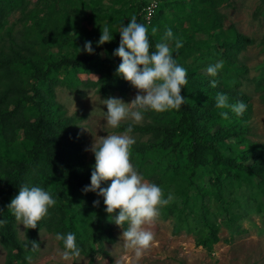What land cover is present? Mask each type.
<instances>
[{
    "label": "trees",
    "instance_id": "obj_1",
    "mask_svg": "<svg viewBox=\"0 0 264 264\" xmlns=\"http://www.w3.org/2000/svg\"><path fill=\"white\" fill-rule=\"evenodd\" d=\"M148 1L123 0L121 9L131 11V17L148 29L150 51L164 36L153 35L152 28L157 29L159 20L160 24L170 22L166 30L171 29L173 39L168 43L176 63L186 69L188 82L182 86L186 99L179 110L143 111L148 121L133 125L130 134L138 136L130 148V162L162 189L164 199L174 193L162 212L174 219L175 231L194 235L197 245L211 251L221 240L218 219L223 216L232 227L240 216L235 208L243 203L242 196L264 208V145L250 138L253 106L241 88L247 68L238 59L248 37L234 27L224 29L218 14L212 17V10L225 0H164L151 25L142 18ZM30 2L0 0V244L6 251L5 264H29L27 257L32 259L39 252L42 230L64 236L72 233L80 254L94 264L98 254L110 256L103 243L116 241V224L106 212L104 198L83 191L91 183L95 155H87L79 119L56 101L55 89L66 85L79 91L82 85L104 97L114 92L127 96L132 84L117 73L122 60L113 54L121 37L115 33L103 45L98 44L101 36L86 37L80 42L81 52L56 58L48 52L47 41H58L62 24L68 34L70 15L59 0L46 2L43 17L36 9L28 10ZM17 10L24 16L18 34L7 26L8 16ZM174 18L188 21L193 34L181 39L177 29L170 28ZM176 40H182L183 47L176 49ZM87 41L92 42L94 54L84 50ZM219 61L224 67L215 77L201 71ZM80 73H97L99 78L81 79ZM212 80L217 87L210 86ZM259 84L264 95V80ZM218 93L227 95L229 105L243 102L244 113L217 108ZM221 112H227L228 119ZM131 123L121 122L115 130L125 132ZM23 185L41 187L56 201L37 228H25V238L8 207ZM97 200L99 206H94ZM32 241L39 244L36 251ZM59 243L65 250L63 240Z\"/></svg>",
    "mask_w": 264,
    "mask_h": 264
},
{
    "label": "rangeland",
    "instance_id": "obj_2",
    "mask_svg": "<svg viewBox=\"0 0 264 264\" xmlns=\"http://www.w3.org/2000/svg\"><path fill=\"white\" fill-rule=\"evenodd\" d=\"M30 1L28 8L31 9L28 10L35 11L36 9L43 13V17L48 3L58 0ZM47 1L48 3H46ZM59 1L69 13L71 24L68 26V34L62 31L67 28L62 24L58 30V37L57 33L55 36L58 41L49 39L47 41L49 43L48 52L56 58L76 53L77 50L81 52L80 42L86 37L92 40L93 37L101 36L104 26L115 28V31L109 29V32L114 36L115 33H119L122 26H127L132 18L131 11L125 9L128 12H124L121 9L123 0ZM214 9L211 12L212 17L218 14L224 29L228 30L234 27L238 32L248 37L247 48L238 55V59L247 68L241 88L250 95V102L253 106L250 138L252 141L264 145V95L262 84H259L264 80V0H225L222 4L216 5ZM200 19L201 17L198 16L197 20ZM174 20L175 23L170 28L175 27L174 29H177L181 39L182 35L193 34V29L189 27L188 21L176 18ZM7 21V26L15 28L16 34L20 29H23L24 16L20 10L12 12ZM119 22L123 23L119 24ZM160 23L156 35L163 36L170 22ZM198 36L201 35L198 34ZM192 58L188 60L192 61ZM201 71L205 72L206 68H202ZM79 77L97 80L99 74L80 73ZM137 93L138 89L132 85L127 96L114 92L109 97H116L125 103H131ZM55 95L56 101L63 106L68 115L78 117V131L84 137L85 150L90 149L95 140L99 142L101 137L125 133L118 132L115 128L107 125V106L103 104V100L109 97H104L94 88H86L81 85L77 91L66 85H59L55 89ZM147 121L148 119L143 115V120L139 124H144ZM122 122L132 121L124 120ZM129 135L133 139L138 136L130 133ZM86 152L89 157L93 155L90 150H86ZM0 153H3V148ZM142 177L146 182L154 183L150 179ZM171 194L174 197V193ZM241 199L243 203H237L235 208L240 216L234 221L232 227L227 225L223 216L218 219L221 224V240L214 245L211 251L197 245L194 235L186 231L177 233L174 219L165 216L166 214L162 212L163 207H161L159 217L152 224L143 226L154 236L150 249L137 257L133 249L125 247L122 240L124 228L116 225L114 229L116 241L103 243L110 256L98 254L94 264H264V208L260 210L254 203L247 202L243 196ZM19 231L21 238H25V227L20 223ZM39 238L41 241L39 252L30 260L29 264H90V258L83 254L65 260L62 256L65 250L60 246L55 234L42 230ZM5 261L6 251L0 244V264H5Z\"/></svg>",
    "mask_w": 264,
    "mask_h": 264
},
{
    "label": "clouds",
    "instance_id": "obj_3",
    "mask_svg": "<svg viewBox=\"0 0 264 264\" xmlns=\"http://www.w3.org/2000/svg\"><path fill=\"white\" fill-rule=\"evenodd\" d=\"M156 32L157 29L152 28V34L155 35ZM119 34L120 44L113 53L122 60L117 73L138 89V93L131 103L109 97L103 100V104L107 106L108 126L119 128L124 120H131L132 123L128 125L124 134L101 137L99 142L95 140L91 148L86 149L94 153L96 162L91 174V183L85 186L83 191L95 192L104 198L106 212L112 222L124 228L122 240L125 247L133 249L136 256L140 257L150 249L154 240L153 233L145 230L143 226L152 224L159 217L160 208L172 202L174 197L170 193L167 199H164L162 189L154 183L146 182L134 169L130 162V148L135 140L129 133L133 131L134 124L142 122L143 111L151 109L165 112L181 108L186 99L181 95L182 86L188 82V73L173 58L168 43L173 39L171 29H167L161 38L163 42L156 43L155 51H150L148 29L138 23L134 16L127 26L121 27ZM112 40L113 35L109 28L102 27L98 44L103 45ZM181 47L183 41L176 40L175 48ZM84 50L94 54L91 41L85 43ZM223 67L224 62L219 61L209 65L206 71L209 76L215 77ZM210 86L217 87V81L212 80ZM216 107L221 109L231 107L237 115H242L246 110L243 102L229 105L228 97L223 93L217 94ZM220 115L228 119L227 112H221ZM107 181H111L110 185L102 187V182ZM99 203V200L94 201V206H99ZM55 204L56 201L43 188L23 185L8 207L20 225L26 229H35L38 222L48 215L49 207ZM125 224L127 228L124 227ZM56 239L64 242L65 251L62 256L65 260L80 256L74 234L68 233L64 236L57 233ZM38 248L39 244L32 241V251ZM27 259L30 261L31 256Z\"/></svg>",
    "mask_w": 264,
    "mask_h": 264
},
{
    "label": "built area",
    "instance_id": "obj_4",
    "mask_svg": "<svg viewBox=\"0 0 264 264\" xmlns=\"http://www.w3.org/2000/svg\"><path fill=\"white\" fill-rule=\"evenodd\" d=\"M163 0H149L142 10L143 21L151 25Z\"/></svg>",
    "mask_w": 264,
    "mask_h": 264
},
{
    "label": "crops",
    "instance_id": "obj_5",
    "mask_svg": "<svg viewBox=\"0 0 264 264\" xmlns=\"http://www.w3.org/2000/svg\"><path fill=\"white\" fill-rule=\"evenodd\" d=\"M164 1V0H163ZM187 1V0H186ZM186 9V8H185Z\"/></svg>",
    "mask_w": 264,
    "mask_h": 264
}]
</instances>
